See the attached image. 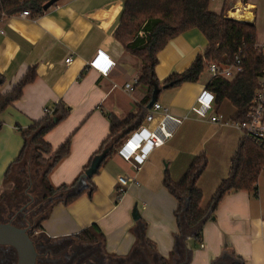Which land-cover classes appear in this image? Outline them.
<instances>
[{"label":"crops","instance_id":"obj_1","mask_svg":"<svg viewBox=\"0 0 264 264\" xmlns=\"http://www.w3.org/2000/svg\"><path fill=\"white\" fill-rule=\"evenodd\" d=\"M216 1L220 10L223 5L227 8L226 17L254 24L256 44L264 45V0ZM123 9V0H58L36 17L18 13L0 19L2 93L10 92L34 69L20 96L0 113V186L22 148L20 129L44 116L45 108L52 110L59 101L71 108L45 135L53 149L71 137L69 154L49 173L50 183L56 186L71 183L98 150L109 133L108 114L123 118L140 103L145 88L134 81L141 63L113 36ZM206 44L197 28L172 38L158 53L157 79L183 71ZM92 61L99 67L92 66ZM201 77L158 93L156 102L181 120L164 119L160 111L151 121L143 120L141 125L149 131L162 125L169 133L162 145L149 149L137 166L136 157L126 160L118 151L112 154L92 177L95 190L66 205H54L41 223L39 238L60 243L94 225L99 232L95 234L99 243L94 244L111 257H132L138 248H145L186 264H264V165L257 194L238 191L226 195L203 224L198 243L187 229L176 237L177 201L162 184L164 174L177 181L192 159L204 154L207 165L197 184L205 206L226 177L230 158L243 137L231 124L209 120L219 113L215 105L204 117L192 110L210 78ZM127 85H133V90ZM231 111L225 104L220 112L226 119ZM120 174L136 180H130L121 196L116 183ZM144 238L150 246H145Z\"/></svg>","mask_w":264,"mask_h":264},{"label":"trees","instance_id":"obj_2","mask_svg":"<svg viewBox=\"0 0 264 264\" xmlns=\"http://www.w3.org/2000/svg\"><path fill=\"white\" fill-rule=\"evenodd\" d=\"M47 1L0 0V17L15 15L23 10H28L30 17H36L43 12V4ZM123 1L124 9L113 36L127 52L138 58L141 63L140 73L135 83V85L145 88V95L140 103L135 105L133 110L123 118L115 114L107 115L110 124L107 137L71 183L55 186L50 183L48 178L52 169L69 154L71 137L68 136L56 149H53L45 139L46 133L59 121L66 118L71 108L59 101L51 112H45L40 119L32 121L26 128L20 129L23 145L18 157L7 169L4 181L11 171L18 167L23 169L29 163L40 176L39 188L42 190V199L39 200L44 201L47 208L41 212L43 203L37 198L33 199L26 187L23 191L25 197L28 195L25 210L18 217L10 218L12 224L27 228L34 245L40 241L45 243V240L39 238L38 233L42 231L41 223L54 205L59 203L66 205L77 196L83 193L91 194L95 190L93 176L91 178L84 177V171L92 158L103 150L107 149V153L98 170L112 154L125 149L123 145L128 136L138 129L146 116L154 86H157L160 92L163 86L167 88L184 82H195L200 78L208 63L234 65L239 60L238 65L241 70L234 77L210 78L205 87L213 91L214 105L220 114V111L223 112V105L227 104L232 111L225 118L231 121H243L247 117L255 91L259 87V80L264 75V51L261 46L256 44L254 24L226 17L227 8L224 5L219 12H215L210 8L211 0ZM190 28L199 29L205 36L207 44L203 53L197 54L183 71L172 72L159 81L155 73L158 53L172 38ZM140 31L142 35H139ZM33 75L34 69L29 70L10 92L2 93L0 89V113L20 96L22 86L29 82ZM1 84L2 77L0 76V86ZM53 117H57L56 122L53 121ZM26 153H30V156ZM135 164L138 163L135 162ZM206 165L205 155L200 154L192 159L179 180H172L167 172L162 180L163 186L177 201L174 210L178 225L176 237H179L184 229H187L197 243L203 224L212 217L226 195L238 191L257 194V180L264 165V148L256 145L249 137H241L230 158L226 177L220 180L206 205L202 206V192L197 181ZM15 193L12 198L9 197L10 200L2 198L0 202L4 206L9 204L10 208H7L12 212L19 209H11L12 203L19 202L24 196L20 195L19 188ZM118 195L121 196L119 192ZM37 201L39 204L35 205ZM4 221H8L6 217ZM95 234H99V232L96 231L94 225H91L68 239L98 244L99 239L95 237ZM68 239L62 240L68 244ZM54 241L56 240L48 239L49 243ZM143 241L145 246L151 245L148 239L144 238ZM101 252L103 253L102 250ZM38 263L41 264L42 259Z\"/></svg>","mask_w":264,"mask_h":264},{"label":"built area","instance_id":"obj_3","mask_svg":"<svg viewBox=\"0 0 264 264\" xmlns=\"http://www.w3.org/2000/svg\"><path fill=\"white\" fill-rule=\"evenodd\" d=\"M19 14L24 17L30 16V12L28 10H23ZM3 17L4 16L2 15L0 19ZM139 33L142 34L141 31ZM261 48L264 51V45H262ZM99 55H101L103 58H106L102 53H99ZM69 62L70 58H67L66 63ZM238 63L239 60H237L236 64L234 65L210 62L207 64V70L210 78H216L219 76L232 78L241 70ZM90 64L96 68L99 67V65L93 61ZM136 80L134 81V84L136 83ZM127 89L132 91L133 85H127ZM214 99L215 95L213 91H210L204 86L197 98V105H195L192 110L196 114L204 117L209 111H213ZM158 111L163 113L164 119H172L176 123L181 121L180 119L173 118L168 113L167 109L161 106V104L158 102H154L150 109H148L144 120L151 121L153 119L154 113ZM44 112L49 113L51 110L45 108ZM209 120L219 124H231L242 133V136L249 137L256 143V145L264 148V75L259 80V87L255 91L245 120L228 121L224 119L220 113H213ZM167 136H169V133L163 129L162 125L158 126V129L154 131H149L147 128L143 127V125H140L137 130L128 136L123 145L125 149L119 151V153L126 160H132L133 157H136V162L138 163L146 157V153L149 149L162 145ZM137 165L135 164V166ZM130 180L136 183V180L128 177V175L120 174L116 176V183L118 185L117 190L121 195L125 192Z\"/></svg>","mask_w":264,"mask_h":264},{"label":"flooded vegetation","instance_id":"obj_4","mask_svg":"<svg viewBox=\"0 0 264 264\" xmlns=\"http://www.w3.org/2000/svg\"><path fill=\"white\" fill-rule=\"evenodd\" d=\"M7 207L10 208V205H0V213L5 212L8 220H0L1 222H10L11 217H18L25 210L18 209L16 212H12ZM21 216L26 217L25 215ZM34 247L37 252L35 264H39L38 261L41 259V264H186L183 259L174 257L159 258L153 253L152 257H150V254H147L145 249L141 248L138 249L134 256L124 259L102 254L96 246L90 250L89 247L84 245L78 244L77 246L72 245L69 247L68 244L63 242L49 243L46 239L44 244L40 241ZM68 248H70L69 251ZM16 262L17 254L15 249L10 245L0 244V264H16Z\"/></svg>","mask_w":264,"mask_h":264},{"label":"rangeland","instance_id":"obj_5","mask_svg":"<svg viewBox=\"0 0 264 264\" xmlns=\"http://www.w3.org/2000/svg\"><path fill=\"white\" fill-rule=\"evenodd\" d=\"M219 4L216 0H211L210 2V8L211 10L215 11V12H219ZM139 35H142L139 33ZM209 76L208 70H207V66H205L204 72L202 74L201 79L205 80V78ZM39 174H37L35 172V169L33 168V166H31V164L29 163L28 165H25L23 169L21 168H17L13 171L10 172L9 176L6 178V180L4 181V183L0 186V202L2 201V198H8L10 200V198H12V196H14L16 193L15 191L19 188L20 191V195H24L23 197H21L20 201L16 202V203H12V207L11 209H24L26 206L25 204L27 203V199H28V195L25 197V193L23 194V191H25L26 187H27V191L29 192V194L31 195V197L33 199L37 198L42 199L41 198V188L39 185ZM28 182V183H27ZM22 193V194H21ZM10 197V198H9ZM7 199V200H8ZM40 201V200H39ZM41 203H43V208L41 210V212L47 208V204L44 201H40ZM39 202L37 201L35 205H38ZM0 205H3L2 203H0ZM27 205V204H26ZM6 217V213L2 212L0 213V220H5ZM84 245L86 247H89L90 250H92V248L94 246H96L98 248V246L96 244H92V243H85V242H79L78 240H72V241H68V246H77V245ZM70 248H68L69 251ZM100 250V248H98ZM98 250V251H99ZM146 250V249H145ZM100 253L101 250L99 251ZM147 253V250H146ZM153 252H148L147 254H150V257H152ZM104 254V253H102ZM173 257V256H171Z\"/></svg>","mask_w":264,"mask_h":264},{"label":"water","instance_id":"obj_6","mask_svg":"<svg viewBox=\"0 0 264 264\" xmlns=\"http://www.w3.org/2000/svg\"><path fill=\"white\" fill-rule=\"evenodd\" d=\"M57 1L58 0H48L43 4V10H46ZM241 21L249 22L248 20L243 19H241ZM164 87L165 86H163V88ZM158 92L159 89L157 86H154L148 108L156 102ZM53 121L56 122L57 117H53ZM106 153L107 149L92 158L89 166L84 171V177L91 178L97 172L101 162L106 156ZM133 217L137 219L136 213H133ZM0 244L10 245L15 249L17 254L16 264H35L37 252L35 250L33 240L28 234L27 228L16 226L11 222L0 221Z\"/></svg>","mask_w":264,"mask_h":264}]
</instances>
